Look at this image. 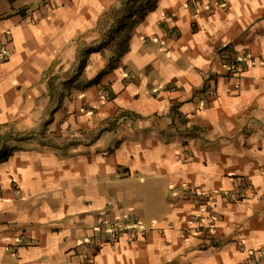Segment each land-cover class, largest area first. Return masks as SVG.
Segmentation results:
<instances>
[{"label":"crops","instance_id":"crops-1","mask_svg":"<svg viewBox=\"0 0 264 264\" xmlns=\"http://www.w3.org/2000/svg\"><path fill=\"white\" fill-rule=\"evenodd\" d=\"M122 1L0 0V264H245L264 248V0H155L108 68Z\"/></svg>","mask_w":264,"mask_h":264},{"label":"built area","instance_id":"built-area-1","mask_svg":"<svg viewBox=\"0 0 264 264\" xmlns=\"http://www.w3.org/2000/svg\"><path fill=\"white\" fill-rule=\"evenodd\" d=\"M185 4L192 8L193 10H198L204 5L207 6L208 9H211L215 7V4L220 5L221 7H225L226 3L224 0H184ZM180 31L177 28H173L169 35L172 37L173 40H177L179 38ZM10 55V50L6 46L0 47V61H5ZM224 64L226 68L232 73L237 74L242 72L248 63L240 58L237 55H231V53H227L224 58ZM216 96V90L214 88L208 87L203 94L202 102L204 106L210 105V102L215 98ZM104 99L108 100L110 99V95L108 93L104 94ZM191 153L187 152V156H189ZM264 173V169H263ZM247 185V181L243 178H239V180L236 182L235 189L228 191L225 193V196L232 201H239L242 199L241 193H239L240 190L245 189ZM190 191V190H189ZM217 212L216 208L214 206L208 207V224L206 226H203L201 229L197 231L196 234H207L209 237H213L215 235V221L217 219ZM193 219L197 220L198 216L193 215ZM188 232H185V235ZM121 231L119 229H114L111 233L106 235V241L110 243H115L119 240ZM262 260H264V248H261L257 251H254L250 254V256L247 258V261L245 264H258Z\"/></svg>","mask_w":264,"mask_h":264},{"label":"trees","instance_id":"trees-1","mask_svg":"<svg viewBox=\"0 0 264 264\" xmlns=\"http://www.w3.org/2000/svg\"><path fill=\"white\" fill-rule=\"evenodd\" d=\"M156 6L155 0H123L121 3V7L118 9H112L109 11L108 15H112L115 18L116 25L112 28L108 42L115 43L116 50L114 53V57L111 61V64L108 68L112 67V62L118 60L119 57L126 51V44L128 42L130 33L136 23L141 21L144 16L147 14L148 11L152 10ZM103 43H100L98 46L101 48ZM94 47L88 48L85 51V54L80 55L79 63L82 64L84 61L83 56L87 55L88 53L92 52ZM82 53V52H81ZM100 78V75L99 77ZM97 78V80H98ZM128 116L126 114H121L116 119L109 121L107 124V128L104 130H108L113 128L118 123L120 117ZM10 152L4 150L3 148L0 149V162L6 160Z\"/></svg>","mask_w":264,"mask_h":264},{"label":"rangeland","instance_id":"rangeland-1","mask_svg":"<svg viewBox=\"0 0 264 264\" xmlns=\"http://www.w3.org/2000/svg\"><path fill=\"white\" fill-rule=\"evenodd\" d=\"M87 49H88V48H87ZM85 50H86V49H84V50L82 51L81 55H82V54H85V52H86ZM80 57H81V56H80ZM84 58H85V55L83 56V59H84ZM82 62H83V61H82Z\"/></svg>","mask_w":264,"mask_h":264}]
</instances>
